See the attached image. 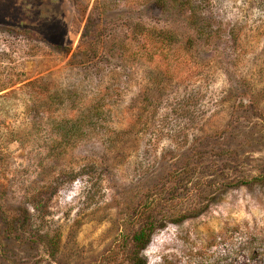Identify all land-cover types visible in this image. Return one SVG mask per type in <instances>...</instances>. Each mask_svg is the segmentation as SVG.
<instances>
[{
  "label": "rangeland",
  "instance_id": "374dc122",
  "mask_svg": "<svg viewBox=\"0 0 264 264\" xmlns=\"http://www.w3.org/2000/svg\"><path fill=\"white\" fill-rule=\"evenodd\" d=\"M137 261L264 264V0H0V264Z\"/></svg>",
  "mask_w": 264,
  "mask_h": 264
},
{
  "label": "trees",
  "instance_id": "16d2710c",
  "mask_svg": "<svg viewBox=\"0 0 264 264\" xmlns=\"http://www.w3.org/2000/svg\"><path fill=\"white\" fill-rule=\"evenodd\" d=\"M177 2V1H176ZM191 20H193L194 22H196V21H198L197 19H196V17H193L192 16V19ZM142 236H143V230H141V231H139L138 233H136L134 236H133V239H134V241H139V240H141L142 239ZM147 240H145V242H146ZM144 244V243H143ZM142 248V247H141ZM135 264H145L144 263V261H137Z\"/></svg>",
  "mask_w": 264,
  "mask_h": 264
}]
</instances>
